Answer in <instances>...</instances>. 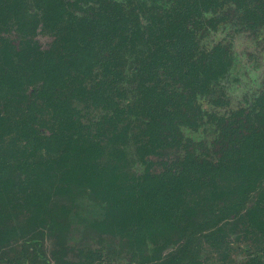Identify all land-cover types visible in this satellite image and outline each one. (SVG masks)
Segmentation results:
<instances>
[{"label":"trees","instance_id":"1","mask_svg":"<svg viewBox=\"0 0 264 264\" xmlns=\"http://www.w3.org/2000/svg\"><path fill=\"white\" fill-rule=\"evenodd\" d=\"M112 1L119 14L99 8L88 36L91 0H0L25 30L0 45V97L36 82L15 119L0 108V200L16 169L41 186L25 221L0 231V264H79L75 250L93 264H264V79L228 114L203 105L230 104L235 32L264 46V0ZM219 27L228 36L205 43ZM39 30L51 37L44 48ZM225 114L236 127L215 137L214 159L197 157L183 128ZM129 138L139 156L185 150L161 171L128 173Z\"/></svg>","mask_w":264,"mask_h":264},{"label":"rangeland","instance_id":"2","mask_svg":"<svg viewBox=\"0 0 264 264\" xmlns=\"http://www.w3.org/2000/svg\"><path fill=\"white\" fill-rule=\"evenodd\" d=\"M115 1L112 0H91L89 7L85 10V14L82 16V27L85 33L90 36L94 33L95 29L99 25V21L95 12L100 8L101 11L109 13L111 16L119 14V9L116 6ZM120 2V0H116ZM119 6V4H118ZM120 8V6H119ZM230 29L219 27L217 30H211L205 34L203 41L206 43H212L216 40L224 39L228 36ZM25 32L21 28V23L16 18H13L10 14H0V45L10 42L11 45L20 43L23 39L22 35ZM38 43L42 48L46 47L51 37L39 30V33L35 35ZM233 40L235 45V68L230 72L225 79V91L230 99V104H214L210 102V97L205 98L204 107L207 109L214 108L220 114L227 113V109L231 107H237L244 105V101L252 97L253 90H255L264 79V46L254 38H252L247 32L239 31L233 34ZM16 88L8 94V96L0 97V108L3 110L8 121L15 119V111L20 112L24 105L29 103L32 99L31 92L36 87V82H25L20 86L16 84ZM2 102V103H1ZM77 106H81L77 103ZM22 107V108H21ZM84 108V105L83 107ZM6 112V113H5ZM91 115L94 114L92 106H88V109L84 111ZM228 114V113H227ZM222 115L219 118H215L212 121H207L201 128L191 130L183 128L184 136L190 138L189 142L194 146V150L197 157H206L214 159L220 149L219 143L215 142V137L224 133L233 131L237 125V120L229 115ZM108 145V144H107ZM125 156L126 166L124 170L128 173L143 172L145 170L149 172H158L170 164L174 157L180 156L184 153V148H172L166 149L163 153V157H158L154 154H148L145 152L142 156H139L136 152V143L129 138L125 144ZM199 155V156H198ZM33 176L32 169H16L14 174L9 175V188L0 200V231H5L9 228L15 227L23 223L26 217L30 214L28 205V196L32 192L41 189L39 184L35 182H29L28 178ZM56 177V176H55ZM54 182L59 185L58 178ZM82 205L84 209L93 214L92 199L84 197L82 199ZM89 208V209H87ZM83 239H79L78 235L73 240L72 246L79 249L80 252L83 248ZM91 250H100L104 256H111L112 251H108L107 247L103 243H99L96 239H87V243ZM112 245L115 247L114 242ZM87 251L82 250L80 254L85 255ZM78 253L68 254L69 258L78 262L79 264H93L89 260L78 261Z\"/></svg>","mask_w":264,"mask_h":264}]
</instances>
